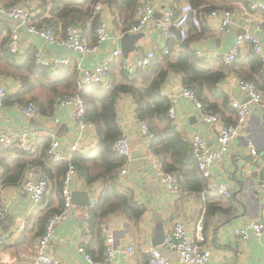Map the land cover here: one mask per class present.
I'll return each instance as SVG.
<instances>
[{
    "label": "crops",
    "instance_id": "obj_1",
    "mask_svg": "<svg viewBox=\"0 0 264 264\" xmlns=\"http://www.w3.org/2000/svg\"><path fill=\"white\" fill-rule=\"evenodd\" d=\"M66 1L68 0H0V7L9 8L20 5L27 8L36 26H63L67 20L60 18L59 14L66 13L71 7L64 4ZM92 1L86 0L80 7H73L74 13L68 19L73 18L80 22L75 24L83 26V20L88 17L87 11L92 9ZM95 1L102 6V10L95 17H101L109 27V39L102 43L95 52L82 56L62 45L49 46L44 40L29 34L25 29H23L24 32H19L20 27L18 33L25 50L22 54L29 50H33L32 52L39 50L49 58H70V64L85 69L94 68L106 60L112 50L120 49V38L125 34L124 30L136 21V10L122 4L121 0ZM141 1L153 7L154 19L152 24L139 33L143 37L137 42L136 51L127 56L130 62H134L145 50H153L157 55H161L163 47L168 46V43L162 41L159 32L154 28L155 21L163 14L165 4L157 0ZM181 1L183 0H175L178 4H181ZM209 3L214 9H227L234 15L232 31L227 35L216 32L217 20H209L206 24L202 22L199 29L189 28L192 48L194 51L201 52L203 59L209 62L210 68L215 71L221 68L219 58L234 43L236 36L247 30L251 31L256 21H264V11L250 12L249 10L251 4H263L264 0L244 2L211 0ZM172 4L180 5L173 2ZM75 12H80L79 19ZM14 26L12 21L0 14V42L10 33L9 39ZM261 41L264 53V41L262 39ZM85 42L89 45L94 44L92 33L85 32ZM117 68L115 66L113 69L115 73ZM243 71L249 73V67H245ZM247 76L255 82L256 88L262 95V103L258 106L250 103L237 86L239 78L236 73L233 71L227 73L219 88L228 96L229 103L231 99L237 98L251 109V114L247 123L231 143L228 153L213 167L212 177L206 180L198 172L199 179L186 184V181L179 176L184 183L178 195L168 194L156 181L149 168L147 149L140 135L136 105L131 96H120L116 103L118 124L122 133L129 136L131 153L144 149L145 158L129 159L128 166H126L127 174L120 179L119 185L121 189L130 190L134 200L142 204L146 211L137 223L121 214L111 216L101 228V238L97 239L85 226V217L89 212V207L73 203L75 207L69 219L55 231L49 253L64 264H102L100 258L95 261L91 257L93 262H88L78 252V248L83 247L97 259L101 246L105 245V236L102 233L104 229L113 234L117 250L115 258L109 264H146L141 248L152 247L156 226H162L167 232L175 221H182L186 224L191 238L196 237L198 227L202 229V246L211 253L209 264H263L264 236L259 240L251 237L243 241L232 234L233 228L242 225L249 217H254L264 223V197L261 193L263 170L261 156H264V77L262 73H254L253 77L250 74ZM0 85L4 87L10 98H13L21 88L16 79L4 75H0ZM183 90L180 76L173 73L168 76L161 90L176 112L175 120H170L175 128L173 129L182 134L189 145L190 139L194 135H199L205 139L210 149H217L216 128L207 126L201 121L200 114L203 113V108L201 112L196 109L193 103L183 96ZM215 102L223 115L222 124L235 123L236 118L232 108L229 112L224 110L221 101ZM19 108L18 104L9 103L0 108V134L13 135L24 127H30L50 134L48 138H55L64 145L74 139V123L68 109L52 108L49 116L40 115L38 118L27 120ZM159 127L163 129V125ZM95 145L96 137L94 128H92L83 137L81 153L92 150ZM12 148L15 147H0V207H6L5 217L0 220V237L7 239L6 245L0 251V264H38L35 261V246L44 230L41 218L47 212L53 213L52 211L60 209L55 200L53 185L56 186L61 178L56 180V170L52 167L49 175L46 174L47 194L42 204L33 208L22 189L30 158L17 151H12ZM251 148L257 150L258 156L254 157L250 154ZM42 163L45 166L49 165L45 160ZM40 167L38 172L42 174ZM221 182L227 184L231 192L230 198L221 197L216 193L215 187ZM103 188L101 181L87 185L79 175L73 183L74 192L85 193L90 204L93 201L97 202ZM49 194H53L50 203ZM84 201V197L76 200L79 204ZM128 246L133 247L134 254L124 258L120 252ZM163 254L169 264H182L177 253L163 251Z\"/></svg>",
    "mask_w": 264,
    "mask_h": 264
},
{
    "label": "built area",
    "instance_id": "obj_2",
    "mask_svg": "<svg viewBox=\"0 0 264 264\" xmlns=\"http://www.w3.org/2000/svg\"><path fill=\"white\" fill-rule=\"evenodd\" d=\"M165 4L160 19L155 21L154 28L163 42L175 43L177 45L184 43L189 37V28L193 27L199 29L202 22L205 24L209 20H217L218 25L216 32L218 34L227 35L232 31L234 25V15L227 9H213L209 12H203L200 8L195 10L186 1H181V4L175 0H157ZM244 2L246 0H236ZM178 4L175 6L172 4ZM206 8V7H204ZM102 10V6L98 3L94 7V13L91 19L83 23L68 25L63 36L57 35L52 27H37L34 24L32 14L23 6L16 5L9 8L0 7V14L12 21L15 26L8 39L6 48L13 55L24 53V44L20 39L18 28H23L31 35H34L49 45L56 46L62 45L68 50L79 55H87L95 52L99 46L109 39V27L107 23L97 18L94 23V18ZM250 12L264 11V3L251 4L249 6ZM154 16V9L145 1H141L136 10V21L130 26L125 34H139L142 33L150 24ZM83 27V29H82ZM85 32L92 33L94 37V44L89 45L85 42ZM264 41V21H256L251 31H245L238 34L234 43L220 56L222 65L230 66L234 63L245 58L247 55H252L261 61V73L264 77V53L262 49V41ZM164 55L169 54V48L165 45L162 49ZM196 56L203 59V55L199 51H195ZM34 62L46 68L49 71H54L59 67L68 66L71 63L70 58L63 57H46L44 54L37 50L32 52ZM156 54L153 50H145L139 57L130 62L128 59L123 58V54L119 48L112 50L109 57L96 65L94 68L85 69L77 68L78 70V86L80 89L89 88L94 85L106 84L109 80L110 73L113 66L125 71L128 74H133L137 70L147 69L155 60ZM237 86L241 93L255 106L262 103V95L256 88L252 81L238 80ZM163 95V93L161 92ZM183 96L193 103L196 109L203 108L201 103L195 99L193 92L184 89ZM7 97V92L3 86L0 85V108L4 106V101ZM230 106L234 111L236 121L233 124L224 125L221 118L213 113H201L200 119L207 126H213L217 131V149H210L208 143L199 135H194L190 139V155L196 164L197 170L201 177L210 179L212 177L213 167L228 153L231 143L235 140L240 130L247 123L251 114V109L239 99L233 98L230 101ZM19 111L27 119L32 120L40 116V109L32 102L24 106H19ZM63 107L70 111V117L74 123L75 137L69 143L64 145L61 141L51 138V142L46 149V155L49 161L54 164L62 162H70L72 156L76 153L82 152L83 137L92 129V127L84 120L85 115V102L77 95H70L60 101L54 103L53 108ZM168 117L171 121L175 120L176 112L171 106L168 110ZM140 135L147 149V159L149 161V168L152 171L156 181L161 185L163 190L171 195H178L181 191V180L173 173H167L160 165L159 159L154 155L150 149V143L153 135L150 133L146 123L139 121ZM50 134L43 133L30 127H24L19 132L11 135L0 134V147L9 148L15 147L26 155H33L36 151V142ZM112 151L127 159L126 164L119 170L118 181L127 174L126 166H128L131 144L129 136L123 134L113 144ZM250 154L254 157L258 156L257 150L250 149ZM262 159V181L261 193L264 197V156ZM78 176L77 170L74 166L70 165L62 178L61 196L63 205L59 213L52 215L46 222L43 234L38 238L35 246V261L38 264H64L60 259L53 257L49 253V248L55 236L56 229L66 222L74 209L72 203V194L74 192L73 183ZM22 189L27 195L33 208L39 207L48 191V180L38 172L34 166L29 167L24 175ZM216 193L224 198H230L231 192L225 182L219 183L215 187ZM96 201H93L89 210L94 208ZM6 207H0V220L5 217ZM86 229L90 228L89 213L85 217ZM197 235L195 238L189 236V231L186 224L182 221H175L172 227L165 232L163 243L159 247L145 246L141 248V254L145 259L146 264H169L168 259L164 256L163 251H171L178 254L182 264H209L211 253L208 249L202 246L203 237L201 234L202 229L197 228ZM105 236V248L103 253L102 264H109L113 261L117 254L114 245V236L102 230ZM233 236L243 241L254 237L261 239L264 236V223L254 217H249L245 222L233 228ZM7 239L0 237V251L6 245ZM78 252L84 258L92 263L93 260L88 255L83 247L78 248ZM124 258L131 257L134 254V249L131 246L124 247L120 252ZM264 264V252H263Z\"/></svg>",
    "mask_w": 264,
    "mask_h": 264
},
{
    "label": "trees",
    "instance_id": "obj_3",
    "mask_svg": "<svg viewBox=\"0 0 264 264\" xmlns=\"http://www.w3.org/2000/svg\"><path fill=\"white\" fill-rule=\"evenodd\" d=\"M186 1L195 10L203 8V12H209L214 9L209 3L211 0ZM85 2L86 0L64 2L66 6L71 7L66 13L59 14L60 18L67 20L63 26L37 27H52L56 34L61 32L57 35L63 36L64 30L69 24L79 22L73 18L68 19L74 13L72 8L80 7ZM97 2L95 0L91 2L92 9L87 11L88 17L82 23L92 18ZM121 2L129 8L137 10L141 0H121ZM75 14L79 19L80 12H75ZM93 20L96 23L97 18L95 17ZM129 28L124 30V33ZM9 34L6 39H2L0 42V75L16 79L21 88L13 98L7 96L4 104L24 106L32 102L39 107L41 116H49L54 103L70 95H77L85 102L84 120L94 128L96 137V145L92 150L74 154L70 162L54 164L49 161L46 149L51 139L48 137L41 138L36 142V151L33 155H26L18 151L17 148H12V151L28 156L30 158L29 167L34 166L38 169L41 166L42 175L46 178V174L49 175V171L53 167L56 170V180L59 178L62 180L68 167L72 165L87 185L97 181L103 183L104 188L95 207L88 212L90 216L89 229L97 239L101 238V228L111 216L121 214L128 220L137 223L146 211L142 204L134 200L130 190L121 189L118 181L119 170L127 162V159L112 151V144L123 135L116 116V103L120 96L132 97L136 105L137 119L146 123L153 135L149 149L157 156L163 170L167 173H176L187 184L189 181L199 179V173L191 158L189 143L182 134L174 130L175 128L171 125L168 117L171 102L161 94L168 76L172 73L179 75L183 89L193 92L195 99L201 103L204 109L202 111L217 114L221 118L223 115L215 101H221L224 110L231 111L228 96L219 88L227 73L233 71L240 80L252 81L254 84L255 82L247 75L250 74L253 77L254 73L261 74V61L252 55H247L233 65H222L220 69L212 70L209 62L196 56L191 46V39L188 37L184 43L179 45L169 42V54L164 55L161 52V55H157L155 53V60L145 70H137L133 74H128L117 68L115 73V70L113 71L115 66H113L106 84L80 89L77 66L69 64L49 71L34 62L33 50L22 55H13L6 48ZM247 66L249 73L243 71ZM160 125H163V129L159 127ZM43 160L49 165H43ZM61 180L57 181L56 186L53 185L55 200H57L60 209L52 211L53 213L47 212L41 218L43 227L47 220L52 215L59 213L62 208ZM183 183L181 181V186ZM52 196L53 194L48 195L49 203L52 202ZM104 248L105 246H101L97 259L93 257V254L85 251L95 261L99 258L102 261Z\"/></svg>",
    "mask_w": 264,
    "mask_h": 264
},
{
    "label": "water",
    "instance_id": "obj_4",
    "mask_svg": "<svg viewBox=\"0 0 264 264\" xmlns=\"http://www.w3.org/2000/svg\"><path fill=\"white\" fill-rule=\"evenodd\" d=\"M19 32H24L23 28L19 29ZM143 37L142 34H124L120 38V49L122 54L125 56L124 58L127 59V56L134 53L137 49V42ZM145 158V150L143 149H138L137 151L133 152L130 154V159L131 160H138V159H143ZM262 181V180H261ZM79 197H84L85 201L82 203L76 202L77 198ZM72 203L76 205H80L83 207H89L90 203L86 199L85 193L82 192H73L72 194ZM165 237V231L162 226L158 225L155 228V233L153 237V242H152V247H159L164 240Z\"/></svg>",
    "mask_w": 264,
    "mask_h": 264
}]
</instances>
